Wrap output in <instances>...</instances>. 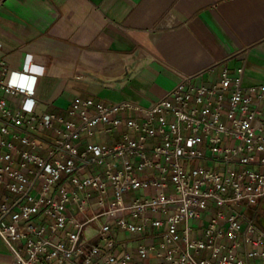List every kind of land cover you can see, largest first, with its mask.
Here are the masks:
<instances>
[{
    "label": "built area",
    "instance_id": "2783aa9c",
    "mask_svg": "<svg viewBox=\"0 0 264 264\" xmlns=\"http://www.w3.org/2000/svg\"><path fill=\"white\" fill-rule=\"evenodd\" d=\"M36 76L0 59L10 264H264V229L249 214L264 201V82L244 86L242 69L211 85L182 75L147 108L77 97L66 120L36 114ZM116 131L113 144L91 140Z\"/></svg>",
    "mask_w": 264,
    "mask_h": 264
},
{
    "label": "crops",
    "instance_id": "0c3cea01",
    "mask_svg": "<svg viewBox=\"0 0 264 264\" xmlns=\"http://www.w3.org/2000/svg\"><path fill=\"white\" fill-rule=\"evenodd\" d=\"M2 1L0 59L14 72L37 74V115L53 111L74 120L67 111L77 97L147 108L182 75L211 85L223 69L230 74L242 69L244 86L264 82V0ZM28 61L32 71L26 70ZM7 99L11 106L19 104ZM5 121L0 114V126ZM31 134L51 139L39 128ZM118 138L116 131L91 140L113 144ZM10 262L0 238V264Z\"/></svg>",
    "mask_w": 264,
    "mask_h": 264
},
{
    "label": "flooded vegetation",
    "instance_id": "af4514ba",
    "mask_svg": "<svg viewBox=\"0 0 264 264\" xmlns=\"http://www.w3.org/2000/svg\"><path fill=\"white\" fill-rule=\"evenodd\" d=\"M254 217L256 220H260L264 217V201L257 205Z\"/></svg>",
    "mask_w": 264,
    "mask_h": 264
},
{
    "label": "water",
    "instance_id": "95a60500",
    "mask_svg": "<svg viewBox=\"0 0 264 264\" xmlns=\"http://www.w3.org/2000/svg\"><path fill=\"white\" fill-rule=\"evenodd\" d=\"M256 222L262 229H264V217L260 220H256Z\"/></svg>",
    "mask_w": 264,
    "mask_h": 264
},
{
    "label": "rangeland",
    "instance_id": "374dc122",
    "mask_svg": "<svg viewBox=\"0 0 264 264\" xmlns=\"http://www.w3.org/2000/svg\"><path fill=\"white\" fill-rule=\"evenodd\" d=\"M134 194V193H133ZM130 195H132V194H130ZM127 198H128V196H127Z\"/></svg>",
    "mask_w": 264,
    "mask_h": 264
}]
</instances>
